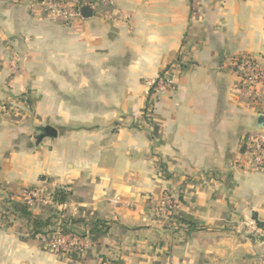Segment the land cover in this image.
Here are the masks:
<instances>
[{
	"label": "crops",
	"instance_id": "0c3cea01",
	"mask_svg": "<svg viewBox=\"0 0 264 264\" xmlns=\"http://www.w3.org/2000/svg\"><path fill=\"white\" fill-rule=\"evenodd\" d=\"M14 2L0 1V102L20 103L0 116V200L64 188L66 214L106 230L72 259L9 222L0 264H264V172L241 163L264 108L234 69L264 58V0H117L71 22ZM167 71L177 90L147 117L146 83ZM46 127L57 136L39 141Z\"/></svg>",
	"mask_w": 264,
	"mask_h": 264
},
{
	"label": "built area",
	"instance_id": "2783aa9c",
	"mask_svg": "<svg viewBox=\"0 0 264 264\" xmlns=\"http://www.w3.org/2000/svg\"><path fill=\"white\" fill-rule=\"evenodd\" d=\"M117 0H87L56 1L46 0L42 3V9L53 19L71 22L82 18L81 9L90 7L93 16L107 17V10L112 8ZM21 63L20 57L13 55L10 63L11 70L17 72ZM235 72L241 79V90L249 98L259 100L258 104L264 108V58L244 56L234 65ZM147 107L146 116L152 117L158 98L165 92L176 91V78L169 71L157 78L150 79L146 83ZM20 109V103L14 100L0 102V116L14 113ZM264 114V112H260ZM241 163L249 172H264V130L257 129L247 135L243 140ZM21 205L30 211L37 208L51 207L57 210L58 218L53 225L37 236V240L43 249L58 256H73L80 258L94 245L89 229L82 225H71L64 221V213L68 209L66 204H58L53 201L52 195L46 194L38 187H28L21 191L19 196ZM180 207V201L169 191L162 194L161 201L156 209L158 215L169 218L175 215ZM252 233L259 234L255 224L250 225ZM3 227L0 218V229ZM67 231V232H64ZM105 264H113L107 262Z\"/></svg>",
	"mask_w": 264,
	"mask_h": 264
},
{
	"label": "trees",
	"instance_id": "16d2710c",
	"mask_svg": "<svg viewBox=\"0 0 264 264\" xmlns=\"http://www.w3.org/2000/svg\"><path fill=\"white\" fill-rule=\"evenodd\" d=\"M37 3H41L43 0H34ZM65 1V0H60ZM72 193L64 188H58L52 193L53 201L58 204H66L70 201ZM14 211L21 219H24L29 226V237L31 239H37V236L43 233L47 228L53 225L54 221L58 218L57 216H50L46 219H40L35 217L32 212L24 205L14 204ZM2 217L5 218L6 212L2 211ZM64 221L71 225H82L89 229L92 235L104 233L106 230L105 224L100 220H86L76 219L70 216H66L64 213ZM9 224L8 220L6 225ZM259 227H263L262 224H258ZM64 232H67L64 230ZM75 259L73 256H64Z\"/></svg>",
	"mask_w": 264,
	"mask_h": 264
},
{
	"label": "rangeland",
	"instance_id": "374dc122",
	"mask_svg": "<svg viewBox=\"0 0 264 264\" xmlns=\"http://www.w3.org/2000/svg\"><path fill=\"white\" fill-rule=\"evenodd\" d=\"M2 1H6L7 3H15L14 1H16V3H18V2L25 1V0H2ZM28 1H32V2H35L36 4L40 5L39 8H40L41 12L44 15H47V13L45 11H43V9H42V3L45 2L46 0H43L41 3H37L34 0H28ZM56 1H60V0H56ZM65 1H78L79 3H83V2H86L87 0H65ZM14 204H20V202L17 200L16 197H14V198L6 197V198L0 200V218L2 219L3 227H6L7 220L10 223L11 222L12 223H24L22 221V219L18 216V214L15 213ZM43 207H44L43 209L45 210V213H46L44 217L48 218V217L53 216V215L58 217V212L56 209L51 208V207H46V206H43ZM2 211L6 212L5 218L2 217V215H1ZM66 216H69V215L66 214ZM160 216H162V215H160ZM46 218H43V219H46Z\"/></svg>",
	"mask_w": 264,
	"mask_h": 264
},
{
	"label": "water",
	"instance_id": "95a60500",
	"mask_svg": "<svg viewBox=\"0 0 264 264\" xmlns=\"http://www.w3.org/2000/svg\"><path fill=\"white\" fill-rule=\"evenodd\" d=\"M81 15L84 19H91L93 17V11L90 7H83L81 9ZM257 129L264 130V114L260 113L257 117ZM57 131L52 127H46L44 133L38 138L39 141L44 138H55Z\"/></svg>",
	"mask_w": 264,
	"mask_h": 264
}]
</instances>
